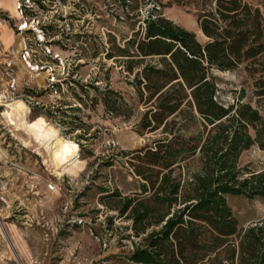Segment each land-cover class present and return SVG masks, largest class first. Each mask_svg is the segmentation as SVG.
<instances>
[{
  "label": "trees",
  "instance_id": "1",
  "mask_svg": "<svg viewBox=\"0 0 264 264\" xmlns=\"http://www.w3.org/2000/svg\"><path fill=\"white\" fill-rule=\"evenodd\" d=\"M200 1L197 22L205 44L158 12L163 0L154 4L158 14L153 10L131 24L133 34L124 44L109 35L106 59L149 105L141 130L162 132L130 153L140 193L124 196L117 188L112 193L101 189L107 193L102 204L117 213L107 216L109 223L116 217L131 222V264H264V218L240 229L228 201L229 196L264 199V168L240 165L251 148L264 151V13L245 0H214L213 6ZM194 2L186 5L195 7ZM114 4L128 19L138 17L126 13L131 1ZM242 66L254 79L252 97L225 105L218 99L213 71ZM51 91L64 98L46 105L40 101L44 91L29 89L35 101H25L32 114L76 142L84 156H94L90 146L97 138L89 131L87 108L109 119L134 115L109 76L89 83L70 77L65 88L52 84Z\"/></svg>",
  "mask_w": 264,
  "mask_h": 264
},
{
  "label": "rangeland",
  "instance_id": "2",
  "mask_svg": "<svg viewBox=\"0 0 264 264\" xmlns=\"http://www.w3.org/2000/svg\"><path fill=\"white\" fill-rule=\"evenodd\" d=\"M128 1L131 7L126 13H136V19H128L114 0H0V22L11 31L12 40L6 44L0 34V264H131L128 256L133 245L127 238L132 234L131 222L116 217L113 225L109 223L107 216L117 213L104 207L101 198L107 193L101 189L112 193L117 188L124 196L140 193L141 181L128 162L130 153L162 132L141 130L149 105L137 97L126 74L106 59L110 34L124 44L133 34L131 24L153 10L158 14L157 0ZM186 1L163 0L158 12L195 32L205 44L197 22L196 6L201 1L195 0V7ZM245 1L264 13V0ZM214 4L209 0V5ZM213 74L221 103L252 97L254 79L245 66ZM98 76L110 77L134 115L129 120L109 119L102 111L87 108L89 131L97 135L90 146L94 156L88 157L60 128L32 114L25 99L35 101L27 95L29 89L44 91L40 101L53 105L64 97L51 91L52 84L65 88L70 77L89 83ZM17 100L26 104L25 113L13 110ZM65 100L72 102L71 97ZM40 118L57 133L54 139L77 147L83 162L78 173L56 165L50 151L22 124ZM240 165L263 169L264 151L251 148L242 155ZM49 184L55 189L49 190ZM228 201L240 229L264 218V199L229 196Z\"/></svg>",
  "mask_w": 264,
  "mask_h": 264
},
{
  "label": "bare ground",
  "instance_id": "3",
  "mask_svg": "<svg viewBox=\"0 0 264 264\" xmlns=\"http://www.w3.org/2000/svg\"><path fill=\"white\" fill-rule=\"evenodd\" d=\"M13 104V110H16V112L21 114L25 113L27 106L23 101L17 100ZM22 124L27 131L33 133L35 141H38L42 146L50 151L53 159L52 161L56 165H60L64 170L70 173H78L77 171L83 168V162L79 159L76 151L74 153L69 151L66 155L63 154L64 146L66 144L62 143V141L58 139H54L53 136L50 135L53 130L45 120L41 118L32 122L23 120ZM58 154L61 155L58 156Z\"/></svg>",
  "mask_w": 264,
  "mask_h": 264
},
{
  "label": "crops",
  "instance_id": "4",
  "mask_svg": "<svg viewBox=\"0 0 264 264\" xmlns=\"http://www.w3.org/2000/svg\"><path fill=\"white\" fill-rule=\"evenodd\" d=\"M0 34L5 39V43L6 44L12 43V40H11V31L8 29V27L6 25H4L1 22H0Z\"/></svg>",
  "mask_w": 264,
  "mask_h": 264
},
{
  "label": "clouds",
  "instance_id": "5",
  "mask_svg": "<svg viewBox=\"0 0 264 264\" xmlns=\"http://www.w3.org/2000/svg\"><path fill=\"white\" fill-rule=\"evenodd\" d=\"M50 135L51 136H56L57 135V133L56 132H51L50 133ZM69 151H71V152H75L76 151V146L75 145H72V144H66L65 146H64V155H66ZM61 154H58V156H60ZM61 158H62V156H61Z\"/></svg>",
  "mask_w": 264,
  "mask_h": 264
},
{
  "label": "built area",
  "instance_id": "6",
  "mask_svg": "<svg viewBox=\"0 0 264 264\" xmlns=\"http://www.w3.org/2000/svg\"><path fill=\"white\" fill-rule=\"evenodd\" d=\"M48 189L49 190H54L55 189V186L53 184H49Z\"/></svg>",
  "mask_w": 264,
  "mask_h": 264
}]
</instances>
